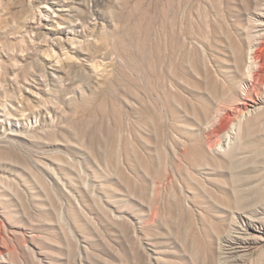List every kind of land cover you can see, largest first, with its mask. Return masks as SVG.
Returning a JSON list of instances; mask_svg holds the SVG:
<instances>
[{
  "label": "rangeland",
  "instance_id": "rangeland-1",
  "mask_svg": "<svg viewBox=\"0 0 264 264\" xmlns=\"http://www.w3.org/2000/svg\"><path fill=\"white\" fill-rule=\"evenodd\" d=\"M234 228L264 264V0H0V264H221Z\"/></svg>",
  "mask_w": 264,
  "mask_h": 264
},
{
  "label": "bare ground",
  "instance_id": "bare-ground-1",
  "mask_svg": "<svg viewBox=\"0 0 264 264\" xmlns=\"http://www.w3.org/2000/svg\"><path fill=\"white\" fill-rule=\"evenodd\" d=\"M158 147V146H157ZM196 160V159H195ZM247 225L248 226H251V227H258V225L254 222H250V221H247ZM260 227V226H259ZM238 233L239 230L237 228H234L231 232H229L228 234H226L224 237H223V246H224V250L222 251L223 253H231L229 256H223L224 257V260L221 261V264L223 263H227L231 260H235L236 256L235 254L233 253H236L238 250L239 247H242L243 244H244V238L242 236H240ZM233 258V259H232ZM235 258V259H234ZM240 258V256H237V259ZM236 259V260H237ZM209 264H214L212 262H210ZM230 264H242V263H239L237 261H234L233 263H230Z\"/></svg>",
  "mask_w": 264,
  "mask_h": 264
}]
</instances>
